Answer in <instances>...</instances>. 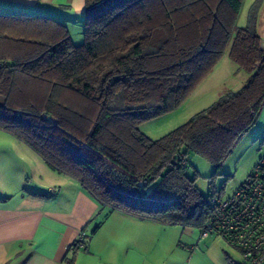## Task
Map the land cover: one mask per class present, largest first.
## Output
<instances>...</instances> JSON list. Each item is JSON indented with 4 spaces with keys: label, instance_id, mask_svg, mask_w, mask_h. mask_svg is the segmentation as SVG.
<instances>
[{
    "label": "trees",
    "instance_id": "obj_1",
    "mask_svg": "<svg viewBox=\"0 0 264 264\" xmlns=\"http://www.w3.org/2000/svg\"><path fill=\"white\" fill-rule=\"evenodd\" d=\"M262 2L240 28L244 0H85L80 44L52 18L0 14V130L77 180L104 220L121 212L201 231L213 194L199 192L188 157L218 174L260 117ZM227 52L249 75L245 86L158 140L142 132L180 107ZM74 247L65 264H75Z\"/></svg>",
    "mask_w": 264,
    "mask_h": 264
},
{
    "label": "crops",
    "instance_id": "obj_2",
    "mask_svg": "<svg viewBox=\"0 0 264 264\" xmlns=\"http://www.w3.org/2000/svg\"><path fill=\"white\" fill-rule=\"evenodd\" d=\"M85 6V0H0V14L52 18L66 25L73 41L80 44ZM257 27L264 45V34ZM22 146L27 145H21L18 186L9 193L10 197L0 201V264H65V258L72 255L69 246L82 233L92 238L88 251L78 254L75 264H115L112 259L122 254L124 248H132L156 223L121 212L104 220L100 217V205L77 180L52 170L31 148L27 146L36 155ZM26 159L36 164L31 173L23 165ZM29 173L40 180L47 178L48 184L31 188L35 182L26 181Z\"/></svg>",
    "mask_w": 264,
    "mask_h": 264
},
{
    "label": "rangeland",
    "instance_id": "obj_3",
    "mask_svg": "<svg viewBox=\"0 0 264 264\" xmlns=\"http://www.w3.org/2000/svg\"><path fill=\"white\" fill-rule=\"evenodd\" d=\"M256 2L257 0H244L238 27L247 26L250 10ZM257 26L264 34V0L258 13ZM248 78L249 75L230 59L227 52L213 72L180 107L158 119L142 124L141 130L149 138L158 140L186 124L197 113L214 106L231 92H238L245 86ZM21 145L24 144L0 130V201L6 196L10 197L9 193L12 194L15 186H18V180L21 178ZM22 147L34 153L27 146ZM263 153L264 107L256 125L240 140L218 174L215 167L199 155L189 154L188 160L192 171L198 173L196 185L202 195L208 197L213 194L227 198L246 181ZM23 165L30 173L36 167L30 159H26ZM30 173L25 178L27 182L34 180L35 184L31 183V188L48 184L47 178L42 177L41 183L39 177H33ZM105 214L102 213L100 217H104ZM150 227L152 228L148 229L146 235L144 233L145 236L142 235L135 241L132 248H124V252L112 259V262L115 264H244L242 254L215 234L203 236L199 229L162 226L156 223ZM83 252L80 250L78 254Z\"/></svg>",
    "mask_w": 264,
    "mask_h": 264
},
{
    "label": "built area",
    "instance_id": "obj_4",
    "mask_svg": "<svg viewBox=\"0 0 264 264\" xmlns=\"http://www.w3.org/2000/svg\"><path fill=\"white\" fill-rule=\"evenodd\" d=\"M209 217L201 230L203 236L215 234L237 249L244 264H264V153L246 181L234 193L222 198L213 195ZM91 238L85 233L69 246L88 251Z\"/></svg>",
    "mask_w": 264,
    "mask_h": 264
}]
</instances>
